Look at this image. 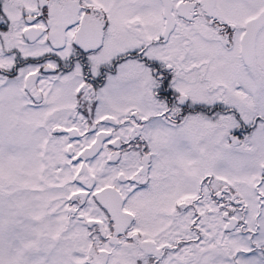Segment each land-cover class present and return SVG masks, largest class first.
I'll return each instance as SVG.
<instances>
[{
  "label": "snow or ice",
  "instance_id": "6c2138e0",
  "mask_svg": "<svg viewBox=\"0 0 264 264\" xmlns=\"http://www.w3.org/2000/svg\"><path fill=\"white\" fill-rule=\"evenodd\" d=\"M0 264H264V0H0Z\"/></svg>",
  "mask_w": 264,
  "mask_h": 264
}]
</instances>
